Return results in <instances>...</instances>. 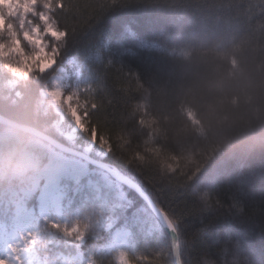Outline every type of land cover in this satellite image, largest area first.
<instances>
[{
    "label": "trees",
    "instance_id": "1",
    "mask_svg": "<svg viewBox=\"0 0 264 264\" xmlns=\"http://www.w3.org/2000/svg\"><path fill=\"white\" fill-rule=\"evenodd\" d=\"M47 12L60 33L50 41L55 65L12 87L0 68V115L70 145L40 93L71 62L83 126L75 147L93 143L91 157L150 196L174 226L181 264H264V0H51ZM15 131L22 143L33 137ZM110 180V200L116 187L123 194L109 205L115 221L107 229L90 217L80 251L117 264L107 246L124 228L130 264H174L156 217ZM62 182L66 211L96 213L92 193ZM46 230L61 246L74 241Z\"/></svg>",
    "mask_w": 264,
    "mask_h": 264
},
{
    "label": "rangeland",
    "instance_id": "2",
    "mask_svg": "<svg viewBox=\"0 0 264 264\" xmlns=\"http://www.w3.org/2000/svg\"><path fill=\"white\" fill-rule=\"evenodd\" d=\"M12 2L17 4L18 14L26 5L32 7L36 13L33 15L25 12V23L31 19L34 25H38L39 17L46 15V22L52 25L48 12H45L39 3H34V0ZM16 30L20 48L9 53L7 64L0 63V68L11 74V79L7 82L10 87L17 79L25 76L23 72L29 73L33 70L43 72L51 69L56 60L55 47L50 41H56L60 37V33L53 26L50 34L44 33L43 27H38L33 36L29 29V36H33L30 41L22 38V28L17 27ZM36 41L40 42L39 47ZM40 49H43V52ZM14 68H22L23 72L16 74ZM74 75L76 71L72 63L67 62L65 66L56 70L40 93V104L45 106L49 104L57 115L56 121L52 124L54 131L72 146H76L78 131L83 128L77 103L79 81ZM65 111L69 112L71 124L65 121ZM77 146L80 148V145ZM81 149L90 153L93 151V143L84 145ZM94 153L101 155L98 150ZM14 180L15 184L12 182ZM63 180H70L74 184L73 191H76L77 186L78 189L85 187L88 190L84 192L85 197L90 192L99 200L94 215L84 218L80 216L78 210L66 211L70 201V198H67L69 185L62 182ZM104 188L106 192H103ZM112 188L113 183L108 175L96 169H89L79 159L68 157L34 137L22 143L16 131L10 128L0 132V225L5 226L13 237L11 242L20 240L26 248L31 249L25 251L23 255L26 259L30 258L33 264H92L90 255L85 256L80 251L79 242L83 239L84 227L91 221L107 229L113 225L115 216L108 213L109 205L119 207L123 194L116 187V192L113 193L114 200H110L108 193ZM44 197L48 198L49 207L42 214L39 204ZM26 212L31 213L30 221L24 219ZM90 217H93L91 221ZM46 227H53L74 241L61 246L48 233ZM30 233L35 239L34 245L27 243ZM127 237V230L117 228L107 246L108 252L112 254L117 264H120L121 257L125 256Z\"/></svg>",
    "mask_w": 264,
    "mask_h": 264
},
{
    "label": "water",
    "instance_id": "3",
    "mask_svg": "<svg viewBox=\"0 0 264 264\" xmlns=\"http://www.w3.org/2000/svg\"><path fill=\"white\" fill-rule=\"evenodd\" d=\"M0 124L14 130H21L29 133L30 135L36 137L40 141L46 143L49 147L53 148L54 150L62 154L69 155L71 157L82 160L86 164L95 167L96 169L109 175L117 183L127 187L128 189L136 193L167 232L171 244L173 263L181 264L179 258V250H178V239L174 226L172 225L168 217L154 204L150 196L134 180H132L130 177H128L123 172L118 170L116 167L111 166L101 160L94 159L85 151L80 150L76 147H72L70 145H66L33 127L16 123L1 115H0Z\"/></svg>",
    "mask_w": 264,
    "mask_h": 264
},
{
    "label": "clouds",
    "instance_id": "4",
    "mask_svg": "<svg viewBox=\"0 0 264 264\" xmlns=\"http://www.w3.org/2000/svg\"><path fill=\"white\" fill-rule=\"evenodd\" d=\"M34 3H39L45 12L51 7V0H34ZM17 4L13 3L12 0H0V63L7 64L9 53L19 50L20 43L17 39V27L22 28L23 32L21 36L24 40L30 41L37 32L38 27H43L44 33L50 34L52 25L48 24L47 16L39 17V24L34 25L31 19L25 23L24 14L25 12L32 13V7L24 6L23 11L19 14L16 11ZM31 29L33 36H29L28 32ZM39 41H36L37 47H39ZM43 52V49H40ZM30 70V69H29ZM16 74L23 72V69H13ZM26 76L28 73L23 72Z\"/></svg>",
    "mask_w": 264,
    "mask_h": 264
},
{
    "label": "snow or ice",
    "instance_id": "5",
    "mask_svg": "<svg viewBox=\"0 0 264 264\" xmlns=\"http://www.w3.org/2000/svg\"><path fill=\"white\" fill-rule=\"evenodd\" d=\"M39 207L41 213H45L49 207L48 198H41ZM24 219L30 221L31 213L26 212ZM69 235H71V233H69ZM12 239L13 237L7 232L5 226L0 225V264H33L30 258L26 259L23 255L25 251H30L31 249L26 248L20 240H16L15 243L11 242ZM27 243L32 245L35 244V239L32 238L31 233L29 234V241ZM120 264H129L126 256L121 257Z\"/></svg>",
    "mask_w": 264,
    "mask_h": 264
}]
</instances>
